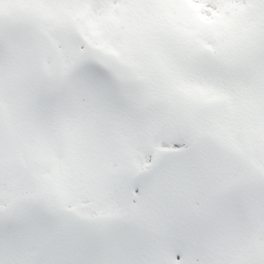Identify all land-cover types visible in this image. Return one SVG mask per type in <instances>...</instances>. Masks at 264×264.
Wrapping results in <instances>:
<instances>
[{
	"label": "snow or ice",
	"instance_id": "6c2138e0",
	"mask_svg": "<svg viewBox=\"0 0 264 264\" xmlns=\"http://www.w3.org/2000/svg\"><path fill=\"white\" fill-rule=\"evenodd\" d=\"M0 264H264V0H0Z\"/></svg>",
	"mask_w": 264,
	"mask_h": 264
}]
</instances>
